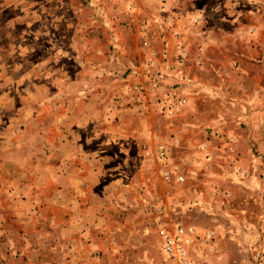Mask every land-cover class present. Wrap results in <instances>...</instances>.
<instances>
[{"label":"rangeland","instance_id":"rangeland-1","mask_svg":"<svg viewBox=\"0 0 264 264\" xmlns=\"http://www.w3.org/2000/svg\"><path fill=\"white\" fill-rule=\"evenodd\" d=\"M1 15L0 264H264V0Z\"/></svg>","mask_w":264,"mask_h":264},{"label":"crops","instance_id":"crops-1","mask_svg":"<svg viewBox=\"0 0 264 264\" xmlns=\"http://www.w3.org/2000/svg\"><path fill=\"white\" fill-rule=\"evenodd\" d=\"M3 17H5L4 15H1V17H0V29H1V22H4L3 23V26L6 24V21H5V19L3 18ZM52 36H54V35H52ZM67 38V37H66ZM65 38V42H64V44H65V52H67L68 51V49H67V47L72 43V41L74 40V32L72 31V29H69V35H68V39H66ZM56 39V38H55ZM85 41V40H84ZM49 42H51V41H49ZM89 42V41H88ZM86 44H90V43H86ZM51 49V48H50ZM92 55H98V53L97 52H94V53H92V54H89L87 57H91ZM115 55H119V51H116L115 53H114V56ZM84 56V51H81V57H83ZM103 124V123H102Z\"/></svg>","mask_w":264,"mask_h":264},{"label":"built area","instance_id":"built-area-1","mask_svg":"<svg viewBox=\"0 0 264 264\" xmlns=\"http://www.w3.org/2000/svg\"><path fill=\"white\" fill-rule=\"evenodd\" d=\"M172 245H173V240L172 239H168L166 248L168 250H172Z\"/></svg>","mask_w":264,"mask_h":264}]
</instances>
